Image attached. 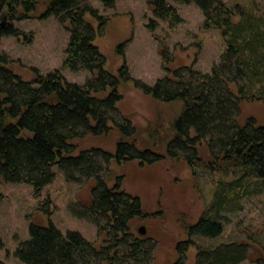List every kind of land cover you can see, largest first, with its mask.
<instances>
[{"label": "trees", "instance_id": "obj_1", "mask_svg": "<svg viewBox=\"0 0 264 264\" xmlns=\"http://www.w3.org/2000/svg\"><path fill=\"white\" fill-rule=\"evenodd\" d=\"M171 2L195 4L203 13L204 27L221 30L226 48L220 62L205 73L192 66L171 69L175 57L163 47L166 75L148 85L134 79L126 64L117 73L107 69L95 41L109 18L86 0H0V38L22 35L14 23L31 18L42 5L46 9L40 17H57L70 34L64 67L90 74L84 84H77L68 82L62 70L42 75L34 69L35 79L26 81L13 71L9 57L0 55V183L28 184L40 197L55 180L56 168L69 184L94 183L91 203L71 209L97 227V239L89 241L74 231L64 235L53 224L32 222L30 239L16 251L21 261L153 264L157 241L132 230L133 221L148 214L141 199L123 188L124 176H113L110 167L167 161L185 163L194 176L224 174L213 182L212 200L189 226L188 239L178 243L174 264H186L192 247H197L195 264H243L250 259L254 240L201 247L197 239L222 236L224 214L240 211L245 197L264 189V126L254 118L239 123L244 103H264V19L222 0H151L156 18L171 25L183 22ZM158 26L157 21L149 25L153 30ZM124 46L118 47L120 55ZM128 83L159 103L181 104L170 129L158 137L160 144L153 139L155 129L147 128L151 139L141 147L139 129L119 110ZM108 136L118 139L111 149L100 145ZM252 264H264V255Z\"/></svg>", "mask_w": 264, "mask_h": 264}, {"label": "rangeland", "instance_id": "obj_2", "mask_svg": "<svg viewBox=\"0 0 264 264\" xmlns=\"http://www.w3.org/2000/svg\"><path fill=\"white\" fill-rule=\"evenodd\" d=\"M86 1L98 9L100 15L109 18L103 34L95 41L106 58L107 69L117 73L126 64L134 79L148 85H154L166 75L161 57L163 47L175 57L169 66L171 69L192 66L205 73L211 72L220 62L226 48L221 30L206 29L203 13L193 3L171 2L183 18L182 23L171 25L156 18L150 6L151 0H115L113 6H106L103 0ZM222 1L229 5L240 4L246 11H253L264 19V0ZM45 9L41 5L31 18L14 23L22 35L2 36L0 55L8 56L13 71L26 81L35 79L34 69L42 75L62 70L68 82L84 84L90 77L88 72H72L64 67L69 32L57 17L41 18ZM152 21L159 24L155 30L149 27ZM93 23L97 26L96 22ZM123 43L124 54L120 55L118 47ZM124 87V99L118 107L123 115L132 118L139 129L138 143L141 147L146 145L145 140L151 139L146 131L151 128L155 129L153 139L160 144L162 139L158 137L163 138L165 131L170 129L181 112V104L159 103L134 89L131 83ZM248 118H254L259 126H264V103H244L239 123L243 124ZM117 141L116 136H108L100 145L111 149ZM204 160L209 161V156ZM110 169L113 176H124L123 188L141 199L148 214L146 218L134 220L132 230L139 234V228L145 226L147 236L157 241L153 264H174L179 258L178 243L188 239L189 226L198 221L212 200L213 182L224 174L212 172L194 176L185 163L173 161L150 166L113 164ZM55 171V180L42 190L40 197L28 184L1 181L0 237L4 243L0 250L1 264H27L16 256V251L21 243L30 239L32 222L43 226L53 224L64 235L74 231L89 241L97 239V227L73 215L71 209L76 204L84 206L91 203L94 183L69 184L57 168ZM231 178L232 175L226 177L228 180ZM241 206L240 211L224 214L225 231L222 236L197 239V242L201 247H210L219 243L254 240L251 257L243 263L252 264L264 255V189L245 197ZM196 254L197 247H192L186 264H195Z\"/></svg>", "mask_w": 264, "mask_h": 264}, {"label": "water", "instance_id": "obj_3", "mask_svg": "<svg viewBox=\"0 0 264 264\" xmlns=\"http://www.w3.org/2000/svg\"><path fill=\"white\" fill-rule=\"evenodd\" d=\"M138 233L141 235V236H145L147 235V228L145 226H141L138 230Z\"/></svg>", "mask_w": 264, "mask_h": 264}, {"label": "flooded vegetation", "instance_id": "obj_4", "mask_svg": "<svg viewBox=\"0 0 264 264\" xmlns=\"http://www.w3.org/2000/svg\"><path fill=\"white\" fill-rule=\"evenodd\" d=\"M147 234H148V231H147ZM145 236H147V235H145ZM219 244H220V243H219ZM219 244H218V245H219ZM216 246H217V245H216Z\"/></svg>", "mask_w": 264, "mask_h": 264}]
</instances>
